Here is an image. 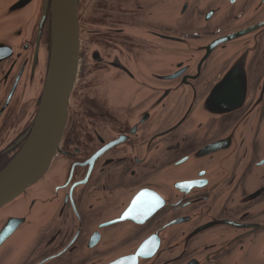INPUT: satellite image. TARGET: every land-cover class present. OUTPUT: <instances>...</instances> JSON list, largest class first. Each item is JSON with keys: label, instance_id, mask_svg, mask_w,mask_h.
I'll return each mask as SVG.
<instances>
[{"label": "flooded vegetation", "instance_id": "1", "mask_svg": "<svg viewBox=\"0 0 264 264\" xmlns=\"http://www.w3.org/2000/svg\"><path fill=\"white\" fill-rule=\"evenodd\" d=\"M44 3L0 59V170L30 134ZM78 20L68 128L0 210V264H264V0H79ZM236 62L240 107L203 109Z\"/></svg>", "mask_w": 264, "mask_h": 264}, {"label": "water", "instance_id": "2", "mask_svg": "<svg viewBox=\"0 0 264 264\" xmlns=\"http://www.w3.org/2000/svg\"><path fill=\"white\" fill-rule=\"evenodd\" d=\"M35 0H5L0 6V59L8 56L24 17ZM79 0H45L49 6L51 31L48 50L38 53L43 82H32L36 102L25 127L30 132L22 149L0 170V210L20 197L47 172L68 128L69 97L74 89L80 51ZM248 65L236 62L224 73L203 102L212 114L231 112L242 104L247 91Z\"/></svg>", "mask_w": 264, "mask_h": 264}]
</instances>
